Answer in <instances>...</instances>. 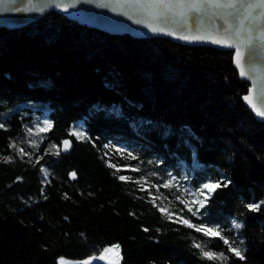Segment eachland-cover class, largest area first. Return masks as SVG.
Returning a JSON list of instances; mask_svg holds the SVG:
<instances>
[{"label": "trees", "instance_id": "16d2710c", "mask_svg": "<svg viewBox=\"0 0 264 264\" xmlns=\"http://www.w3.org/2000/svg\"><path fill=\"white\" fill-rule=\"evenodd\" d=\"M233 54L54 12L0 28V264L83 261L114 245L121 264H264V204L247 208L264 201V123L243 101L250 84ZM218 180L230 183L193 206ZM182 219L243 241L245 259Z\"/></svg>", "mask_w": 264, "mask_h": 264}, {"label": "water", "instance_id": "95a60500", "mask_svg": "<svg viewBox=\"0 0 264 264\" xmlns=\"http://www.w3.org/2000/svg\"><path fill=\"white\" fill-rule=\"evenodd\" d=\"M154 0H0V28L17 30L38 21L52 12L64 16L72 22L93 28L110 35H129L136 39L161 38L176 44L189 47H208L223 52H233V64L240 78L250 84L246 96L251 103L244 100L245 105L255 118L264 123V117L257 115L256 108L264 110V41L259 45L257 55L249 58L245 49L244 67L246 76H241L240 68L235 63V49L211 42L212 37L224 35L226 22L236 23L238 17L233 9L205 8L200 12L173 8L166 10L150 7ZM187 2V0H186ZM204 2V0H201ZM228 3L230 0H218ZM242 2V0H241ZM67 6V11L64 7ZM19 9V10H16ZM157 29V31H153ZM239 42L247 33L239 38L228 33ZM183 36H202L204 39H182ZM67 150L61 144L62 155L71 153V140Z\"/></svg>", "mask_w": 264, "mask_h": 264}, {"label": "snow or ice", "instance_id": "6c2138e0", "mask_svg": "<svg viewBox=\"0 0 264 264\" xmlns=\"http://www.w3.org/2000/svg\"><path fill=\"white\" fill-rule=\"evenodd\" d=\"M14 3L15 0H12ZM150 7H159L166 10H172L173 8H179L181 10H191L195 12H200L202 9L205 8H213V9H233L235 10L234 15L238 17L235 24L231 22H226V26L224 28V35L212 37L211 42L215 44H219L225 47L234 48L235 49V63L240 68V74L241 76H246L247 73L245 71L244 67V57H245V49H247L249 58L255 56L258 54L260 48L259 45L262 41H264V0H230L228 3H220L218 0H204V2H201V0H154L152 4L149 5ZM19 10V9H16ZM64 11H67V6L64 7ZM153 31H157V29H153ZM247 33L246 37L244 39L239 40L237 42L236 39H234L232 36L227 35L228 33H234V36L236 38H239L241 36V33ZM182 39H193V40H201L204 39L202 36H183ZM244 100L251 103L250 96H245ZM254 109H256L257 115L260 117H264V110H260L256 108V105H252ZM47 123V122H46ZM48 128L51 127V124L48 123ZM0 127H3L2 124H0ZM41 131H45V129H41ZM72 135L76 136L77 138H81L84 136V133L74 131ZM65 150L70 145V142L68 140H65L63 142ZM59 154V153H57ZM71 176L73 178L76 177V173H71ZM121 180H126L127 178L124 176L119 177ZM139 183V181H137ZM230 181H209L202 185V187L198 190L197 196H203L204 199H197L195 201H192L191 203L193 205L198 204L199 208H204L207 200L210 198L211 194H213L217 189H219L222 184L224 187H227ZM170 184H172V181L169 180L164 187H168ZM143 190V189H142ZM158 190V188H157ZM206 190V191H205ZM264 204V201L261 202H253L249 203L247 205V208L250 211H258L261 207V205ZM187 207V204H186ZM199 209H197L198 211ZM160 211L162 213L165 212L164 208H160ZM188 211H192V208L189 207ZM196 213H193L195 215ZM179 222H182L186 226L190 228H194L197 232L203 233L205 236L212 237V236H218L222 241L224 245H227L228 251L231 252L234 256L238 257L240 260L245 259V255L242 251V245L243 241H239L238 245L236 247H233V243H236L235 241L230 242L228 238L221 235V230L218 228V226L215 227H208L205 224H201L199 226L192 224L188 219H182ZM232 226L235 229H241L243 227L242 223L237 222L236 220L232 221ZM147 231V229H145ZM194 247L198 249H202L201 244L196 243L194 244ZM120 246L114 245L112 247L105 248L103 250V255L98 257L100 260H104L106 258V255L109 253H117L119 254ZM202 255L206 257L209 260L214 259H222L226 260L227 257L224 256V253H214L211 251H203ZM93 259H96L95 257ZM60 264H64L63 260L60 261ZM83 264H91V260L84 261ZM111 264V262H110Z\"/></svg>", "mask_w": 264, "mask_h": 264}, {"label": "rangeland", "instance_id": "374dc122", "mask_svg": "<svg viewBox=\"0 0 264 264\" xmlns=\"http://www.w3.org/2000/svg\"><path fill=\"white\" fill-rule=\"evenodd\" d=\"M47 125H48V119L45 118V119H43V120H41L40 122L37 123V128H36V130H34V132L35 133L43 132V131H41V129H45L46 130L48 128ZM197 199H199V198L198 197L197 198L192 197L190 199V201L192 202V201H195ZM193 206H198V204L193 205ZM110 247H112V246H110ZM103 254L104 253L102 252L101 255H103ZM101 255L96 256L95 257L96 259H93L94 257H92V258H89V259H86V260H83V261H73V260L61 258L59 260L58 264H60L61 260H63L64 264H83L84 261H88V260H91V264H110V262H111V264H121V261H122L121 247H120V250H119V254H117V253H109V254L106 255V258L104 260L98 259V257H100Z\"/></svg>", "mask_w": 264, "mask_h": 264}]
</instances>
